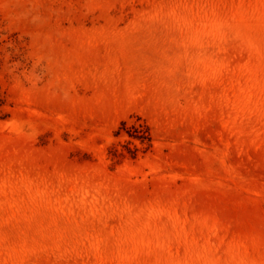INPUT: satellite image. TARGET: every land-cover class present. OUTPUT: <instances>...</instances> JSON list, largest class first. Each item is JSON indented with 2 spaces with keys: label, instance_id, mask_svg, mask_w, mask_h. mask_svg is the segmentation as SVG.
Segmentation results:
<instances>
[{
  "label": "rangeland",
  "instance_id": "rangeland-1",
  "mask_svg": "<svg viewBox=\"0 0 264 264\" xmlns=\"http://www.w3.org/2000/svg\"><path fill=\"white\" fill-rule=\"evenodd\" d=\"M0 264H264V0H0Z\"/></svg>",
  "mask_w": 264,
  "mask_h": 264
}]
</instances>
